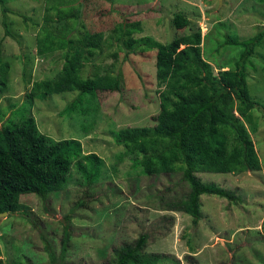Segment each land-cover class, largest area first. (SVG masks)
I'll return each instance as SVG.
<instances>
[{
  "label": "rangeland",
  "instance_id": "obj_1",
  "mask_svg": "<svg viewBox=\"0 0 264 264\" xmlns=\"http://www.w3.org/2000/svg\"><path fill=\"white\" fill-rule=\"evenodd\" d=\"M56 4L63 11L80 9L78 19L62 20L73 28L69 35L103 34L101 52L85 63L81 75L122 77L119 91L96 93V109L90 115L61 113L76 92L28 103L32 83L56 76L63 64L61 50L36 53V36L46 13L57 18L52 7ZM6 6L5 13L0 6V61L9 68L6 88L0 92V125L23 110L41 133L56 140L79 139L83 152L96 153L102 164L99 179L89 185L74 169L64 187L45 199L22 195L24 208L0 217V260L51 264L49 248L61 264H106L120 243L147 232L145 251L162 253L166 264H264V39L246 68L249 93L260 104L253 109L257 131L250 135L257 169L201 173L204 182L232 190L236 199L202 195L197 223L188 214L166 209L165 202L188 190L178 183L180 174L141 175L134 155H123L125 148L111 131L154 124L162 87L154 52L157 41L167 43L174 37V14L193 23L178 34L196 29L194 24L199 27L203 56L218 69L237 59V48L223 44L227 32L243 38L264 28V0H9ZM52 24L51 30L61 29ZM79 200L83 204L71 211ZM69 213L71 235L62 253Z\"/></svg>",
  "mask_w": 264,
  "mask_h": 264
},
{
  "label": "trees",
  "instance_id": "obj_2",
  "mask_svg": "<svg viewBox=\"0 0 264 264\" xmlns=\"http://www.w3.org/2000/svg\"><path fill=\"white\" fill-rule=\"evenodd\" d=\"M8 1L0 0L3 13L8 10ZM52 7L57 10V18L45 14V25L36 36V53L46 56L61 50L63 64L56 76L32 83L28 103L33 98L76 92L61 113L90 115L96 109L92 100L97 92L121 89V74L83 77L82 67L102 50L103 34L86 31L69 35L73 28L62 20L78 19L80 9L63 11L57 4ZM52 23L61 25V29L51 30ZM3 25L10 34L5 20ZM192 25L189 18L176 13L171 19L174 37L167 43L156 42V77L162 87L158 92L159 111L152 116L154 124L111 131L115 142L124 146L123 155H134L132 161L141 175L180 174L178 183L186 184L188 190L165 202L166 209L188 214L197 223L202 217V195L236 199L232 190L204 182L201 173L239 174L257 169L250 135L257 131L253 109L260 104L249 93L246 68L264 39V28L243 38L227 32L223 44L237 48V59L217 69L203 56L202 35L196 24V29L178 34ZM8 68L0 61V92L6 88ZM101 164L96 153L83 152L79 139L50 138L39 131L32 116L17 110L15 117L0 125V212L6 211L9 216L24 208L20 202L24 194L45 199L60 191L74 169L89 185L99 179ZM82 204L79 200L71 211ZM70 214L63 225L62 253L71 235ZM148 238L149 234L142 232L120 243L106 264H166L162 253L145 251ZM48 255L51 264H61L49 248ZM12 261L0 260V264H23Z\"/></svg>",
  "mask_w": 264,
  "mask_h": 264
},
{
  "label": "water",
  "instance_id": "obj_3",
  "mask_svg": "<svg viewBox=\"0 0 264 264\" xmlns=\"http://www.w3.org/2000/svg\"><path fill=\"white\" fill-rule=\"evenodd\" d=\"M218 3L220 4L221 3V0H218ZM7 212L4 211V212H0V217H3V216H7Z\"/></svg>",
  "mask_w": 264,
  "mask_h": 264
},
{
  "label": "clouds",
  "instance_id": "obj_4",
  "mask_svg": "<svg viewBox=\"0 0 264 264\" xmlns=\"http://www.w3.org/2000/svg\"><path fill=\"white\" fill-rule=\"evenodd\" d=\"M8 215V214H7Z\"/></svg>",
  "mask_w": 264,
  "mask_h": 264
}]
</instances>
